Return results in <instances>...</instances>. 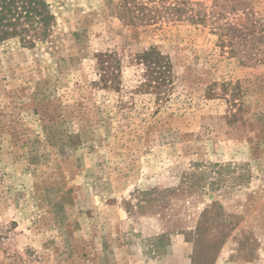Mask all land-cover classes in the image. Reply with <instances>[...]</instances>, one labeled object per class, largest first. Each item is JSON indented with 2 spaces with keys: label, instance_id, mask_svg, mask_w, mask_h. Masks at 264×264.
I'll list each match as a JSON object with an SVG mask.
<instances>
[{
  "label": "rangeland",
  "instance_id": "1",
  "mask_svg": "<svg viewBox=\"0 0 264 264\" xmlns=\"http://www.w3.org/2000/svg\"><path fill=\"white\" fill-rule=\"evenodd\" d=\"M45 1L0 42V264H210L214 202L215 263L264 264V0Z\"/></svg>",
  "mask_w": 264,
  "mask_h": 264
},
{
  "label": "trees",
  "instance_id": "2",
  "mask_svg": "<svg viewBox=\"0 0 264 264\" xmlns=\"http://www.w3.org/2000/svg\"><path fill=\"white\" fill-rule=\"evenodd\" d=\"M53 23L54 15L45 0H0V42L18 38L24 44L34 46L37 41L47 39ZM161 58L160 54L153 49L142 55L148 75H155L153 79L159 84L161 81H165L163 78L165 70L162 68L166 65L161 64ZM213 209L219 214L218 212L217 214L213 213ZM206 213L194 234L198 241L205 234V226L210 221L216 220L218 225L216 226L218 229L216 239L213 241L214 243L209 244V248H211L209 252L210 264H214L216 255L236 228L238 221H235L237 216L225 213L218 202H214L212 209ZM191 264H195L193 257Z\"/></svg>",
  "mask_w": 264,
  "mask_h": 264
},
{
  "label": "crops",
  "instance_id": "3",
  "mask_svg": "<svg viewBox=\"0 0 264 264\" xmlns=\"http://www.w3.org/2000/svg\"><path fill=\"white\" fill-rule=\"evenodd\" d=\"M173 248H174V245L172 244V250H174ZM186 264H190V260ZM215 264H225V262H224V260L220 261L219 258H218V260L216 261Z\"/></svg>",
  "mask_w": 264,
  "mask_h": 264
},
{
  "label": "built area",
  "instance_id": "4",
  "mask_svg": "<svg viewBox=\"0 0 264 264\" xmlns=\"http://www.w3.org/2000/svg\"><path fill=\"white\" fill-rule=\"evenodd\" d=\"M5 239V237H2V238H0V241H2V240H4Z\"/></svg>",
  "mask_w": 264,
  "mask_h": 264
}]
</instances>
